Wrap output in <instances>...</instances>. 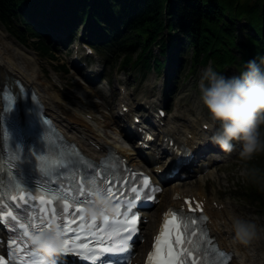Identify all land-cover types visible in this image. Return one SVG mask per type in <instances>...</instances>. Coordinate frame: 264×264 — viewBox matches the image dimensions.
Listing matches in <instances>:
<instances>
[{
  "label": "snow or ice",
  "instance_id": "1",
  "mask_svg": "<svg viewBox=\"0 0 264 264\" xmlns=\"http://www.w3.org/2000/svg\"><path fill=\"white\" fill-rule=\"evenodd\" d=\"M9 133L5 129L4 136L8 137ZM19 158V157H17ZM37 167L48 173V178L44 185H41L40 191L42 194L38 197L40 207L37 209L39 215L34 214L33 218L30 220L32 231L29 232V224H21L20 227L24 229V235L30 236L32 233L38 231H45L51 227L50 223H44L41 217H45L48 214V207L46 205H52V216L59 220L56 213L59 212L63 216L64 220H68L69 223H74V219L78 217H83L85 205L90 203L89 196H91L92 190L95 188L100 190L112 199H116L120 196L122 192V187H117L115 184V179H124L122 175H116L111 168H115V165L109 167H102V165H107L108 161H103L101 164H96L90 160H87L79 151L76 149L75 145L68 144L61 138H57L56 142L51 140L48 143V151L40 152L36 155ZM77 177L80 178V182L77 183ZM139 179V177H137ZM148 177H143L144 184L137 185L133 181L131 185L125 183L123 188H127L128 191L132 192V196L128 200L126 208L132 207V200L141 201L142 199H155L152 196V188L147 183ZM109 181H113L109 183ZM19 186V182L17 181ZM87 184L88 187L85 189L83 185ZM35 191L34 188L30 189L28 194L31 195ZM115 193V195H114ZM83 195L84 199L79 197ZM126 195V193H125ZM21 198L25 196L24 192L20 193ZM16 200V197H12ZM55 201L53 204L52 201ZM61 201L62 205L61 206ZM74 204L75 209L80 211H71L72 205ZM119 209L117 216L120 215L121 204L119 201L116 202ZM199 207V204L197 205ZM189 208H191V203L189 202ZM27 215V214H25ZM125 219L116 220V217H104L103 222L105 228L102 230L101 235H107L108 237H114L117 242L129 241L131 233L136 231L134 224H129L128 217L129 212L125 211L123 213ZM138 216V209H133L131 215L132 220H136ZM113 220L114 223H109ZM204 220L206 217H195L192 216L191 223L195 224L196 220ZM97 219H91L95 222ZM182 222H184V214L182 210H172V218L169 219L167 216L165 218L164 225L161 229L160 235L156 237V243L154 244L153 252L149 253V260L152 264H196L197 260L201 257L195 255L194 247L192 246V235H195V231L201 229H195L191 235L185 239V231L182 228ZM39 224V226H37ZM57 226L62 228L60 222ZM64 229L69 228V224H63ZM120 233H124L123 236ZM64 237V231H62ZM91 235L92 233L89 232ZM211 241V237H209ZM27 243V241H23ZM113 241L109 239L108 244L111 245ZM9 244H15V241H9ZM184 245V247H179ZM19 247V246H17ZM97 247L103 249V252L118 253L125 250L127 243H122L120 247L105 246L103 239L97 244ZM213 247H215L213 245ZM70 251L68 247V240L64 239L63 252ZM15 256L16 253L13 252ZM100 255V253H97ZM220 256H228V253L220 252ZM188 257H192L191 260ZM4 257L0 256V264H3Z\"/></svg>",
  "mask_w": 264,
  "mask_h": 264
},
{
  "label": "trees",
  "instance_id": "2",
  "mask_svg": "<svg viewBox=\"0 0 264 264\" xmlns=\"http://www.w3.org/2000/svg\"><path fill=\"white\" fill-rule=\"evenodd\" d=\"M6 1L8 4L0 0V20L9 19L7 13L10 14V8L28 6L32 0ZM88 1L77 0L83 9L93 10L97 8L96 3H99L102 10L111 12L109 14L114 26L124 20V26L130 28V35L122 40L121 47L129 51L138 42L144 51L139 59L144 58L143 54L148 50L149 56H153L151 47L162 38L165 24H168L171 31L180 30L186 40L191 41L196 48L194 63L199 62L203 54L204 63L213 59L214 66L220 70L237 63L241 64L239 68L242 70L247 60L253 57L262 60L264 57L261 54L264 51L261 50L264 49V0H136L135 4L129 0V6L125 7L126 13L119 10L124 7V0H95V7L89 5ZM113 14H117L116 19ZM223 14L229 16V20H225ZM235 18L245 20L248 28L257 33L255 37L247 35L249 38L246 45L250 49L244 48L242 57L232 50L235 46L240 48L234 34ZM172 43L178 42L173 39ZM42 48L47 50L43 45Z\"/></svg>",
  "mask_w": 264,
  "mask_h": 264
},
{
  "label": "clouds",
  "instance_id": "3",
  "mask_svg": "<svg viewBox=\"0 0 264 264\" xmlns=\"http://www.w3.org/2000/svg\"><path fill=\"white\" fill-rule=\"evenodd\" d=\"M264 60V57L261 58ZM236 74L227 75L209 66L203 71L200 83V99L209 113L214 129L208 136L225 153H230L239 142L240 156L251 159L264 150L261 126L264 125V64L255 57ZM247 171V170H245ZM119 209L106 193L93 189L90 203L84 214L90 219H103L117 215ZM231 229L234 239L248 244L257 235L256 224L239 216H233ZM33 249L44 264H56L64 248L62 229L53 221L45 231L29 237Z\"/></svg>",
  "mask_w": 264,
  "mask_h": 264
},
{
  "label": "bare ground",
  "instance_id": "4",
  "mask_svg": "<svg viewBox=\"0 0 264 264\" xmlns=\"http://www.w3.org/2000/svg\"><path fill=\"white\" fill-rule=\"evenodd\" d=\"M6 39H10V37L8 33H6L5 29L1 26L0 88L7 78L9 79L12 77L20 78L26 83L34 85L41 93L42 98L51 115L56 117V119H58V121L64 127L72 130V137L77 138V140L82 143V147L85 150H88L90 153H95L94 149L87 146L88 141H93L100 146L106 145L107 139L101 134L100 129L97 126L96 118L94 117L92 120H87L78 110L65 108V106L61 104L62 98H60L56 93L51 92L47 83L43 82L41 80V77L36 73L37 71L33 66L37 67L38 61L37 59H33L34 54H32L31 51L25 50L24 47L18 46L19 48H17L10 45V41L6 42ZM11 40L13 41L12 44L14 45L15 41L13 39ZM32 60H34V65L31 62ZM175 121L176 120L174 119L169 123H174L173 125H175L176 128H179V124ZM130 138L131 137L128 135L125 139L129 141ZM129 151L132 153L131 155H134L136 149L129 148ZM228 209L230 208L227 207L221 212H213V216L215 219L213 229L216 231V234L220 237L222 243L225 246H232L236 249L238 254L236 264H264V254H258L259 258H257L258 256H256V250H260L263 247L264 242L263 238H258V232L257 235L248 244H242L236 242L235 240L232 241V236L234 235V233L231 229V220L233 215ZM221 220H225V225H222L220 223ZM252 246L254 247V254L249 253V251H252ZM248 247H250L249 250Z\"/></svg>",
  "mask_w": 264,
  "mask_h": 264
},
{
  "label": "rangeland",
  "instance_id": "5",
  "mask_svg": "<svg viewBox=\"0 0 264 264\" xmlns=\"http://www.w3.org/2000/svg\"><path fill=\"white\" fill-rule=\"evenodd\" d=\"M8 40H10V39H8ZM10 41L11 42H9V41H6V42H9L10 45L13 46V44H12L13 41L12 40H10ZM15 47H17V46H15ZM17 48H19V47H17ZM30 51H32L34 53V55L37 56V58H38L39 67L33 66L35 68V70L37 71L36 73L39 76H40V72H41V74H43L42 76H40L41 80L43 82L47 83L51 92L58 94L62 98L61 104H63V106L71 109L72 105H74L75 103L79 104V102L76 101L72 97V94H77L80 96H81V94L82 95L93 94L92 90L89 89L84 84H82V85H84L82 87L79 86V87H76L74 89L70 88L71 83H75L76 81L80 82V79H79V76L72 70V67H71V65H72L71 60L72 59H71V57L66 56V54L64 52H60V53L58 52L57 53L59 63L58 62L52 63L51 61H49L47 59H42L41 56L37 52H35L34 50L30 49ZM154 51L156 54H158L159 53L158 47H156V49ZM70 53H72V51H70ZM33 59L36 60V58H34V57H33ZM34 60L31 61L33 63V65H34ZM62 67H67L70 70V73L64 74L62 72H59L58 70L65 69ZM37 68L38 69L40 68L39 71ZM107 69L109 70V67ZM110 72L111 71H109V73ZM127 72H122L119 75V77L117 76V78H125L126 77V83L125 84L128 86V88H130L136 94L137 97L140 94H142V91H145L146 89L151 88L153 86V84L151 82L152 78L156 79V77H157V75H155L153 73V71H151V73L148 76L149 82L141 83L142 78H143L142 73H139L136 70H133L132 72H129V71H127ZM232 74H235V73H232ZM80 84H81V82H80ZM186 85L187 84H185L182 87V89ZM52 86H53V88H52ZM147 93L154 96V95H156V90L154 89L151 93H149V92H147ZM173 104H174V108H176L177 105L182 107L184 104H186L188 107H189V105L197 106L198 110L204 111L202 109L203 106H202V108H200L201 102H200V98L198 97L197 93L195 91H191L189 89V87H185L182 90V93H181V91L179 92V94L176 97V100H174ZM174 108L170 112V117L176 112V111H174ZM94 110L98 111V113H100L104 109H102L100 111L98 108H96ZM102 114L104 115V118L106 119V124L108 125V129H105L104 127H102L103 121H102L101 116H99L98 124L101 126V130H103L102 131L103 133H109L112 131V128H109V125L111 127H113V124H114V120L112 118V113H108V112L106 113L105 112ZM245 170L246 169H245L244 165H242V168H236V167L227 168V171L231 174L235 173L236 171L237 172L241 171V172L246 174L247 171H245ZM244 178H245V175H244ZM242 183H243V181H242ZM207 189H208L209 194H213V196L220 198L221 200L225 201L226 203H229L230 206L235 209V212L237 215L246 216L251 221H253L256 225H258L259 228H261V233L264 234V216H260L259 214H257L256 208L249 205L243 197H239L240 193L234 192V190H235L234 188L227 187L226 183L223 182L222 178L220 180H217V182L213 181L211 184H208ZM257 258H259V256Z\"/></svg>",
  "mask_w": 264,
  "mask_h": 264
}]
</instances>
